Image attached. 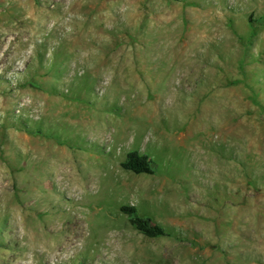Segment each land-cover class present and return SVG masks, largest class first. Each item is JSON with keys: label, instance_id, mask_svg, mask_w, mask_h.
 Segmentation results:
<instances>
[{"label": "rangeland", "instance_id": "1", "mask_svg": "<svg viewBox=\"0 0 264 264\" xmlns=\"http://www.w3.org/2000/svg\"><path fill=\"white\" fill-rule=\"evenodd\" d=\"M0 264H264V0H0Z\"/></svg>", "mask_w": 264, "mask_h": 264}, {"label": "trees", "instance_id": "2", "mask_svg": "<svg viewBox=\"0 0 264 264\" xmlns=\"http://www.w3.org/2000/svg\"><path fill=\"white\" fill-rule=\"evenodd\" d=\"M120 166L123 170L135 175L155 174V171L151 168L149 158L139 154L137 151L128 152ZM119 211L128 218L130 225L145 238L156 239L170 236L163 227L153 222L150 218L140 217L134 206L123 205L119 208Z\"/></svg>", "mask_w": 264, "mask_h": 264}, {"label": "bare ground", "instance_id": "3", "mask_svg": "<svg viewBox=\"0 0 264 264\" xmlns=\"http://www.w3.org/2000/svg\"><path fill=\"white\" fill-rule=\"evenodd\" d=\"M86 42H84V44L82 45V48L85 50L86 49ZM16 49V48H15ZM72 179V178H71Z\"/></svg>", "mask_w": 264, "mask_h": 264}]
</instances>
